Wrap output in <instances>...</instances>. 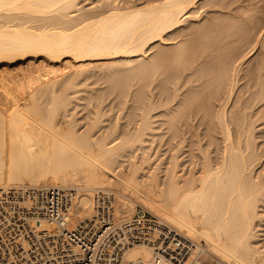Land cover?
Returning <instances> with one entry per match:
<instances>
[{
	"label": "bare ground",
	"instance_id": "1",
	"mask_svg": "<svg viewBox=\"0 0 264 264\" xmlns=\"http://www.w3.org/2000/svg\"><path fill=\"white\" fill-rule=\"evenodd\" d=\"M147 2L142 6H114L97 15L88 12L75 15V11H79V0H0V188H72L75 202L71 227L91 226L93 231L98 230L103 222L95 211L100 201L104 202L101 205L109 208L108 219L116 223L129 219L134 212V203H139L157 215L161 225L192 242V254L208 252L224 264H264V245H259L260 235L256 232V221L260 219L258 207L264 196V179L254 175L252 127H249L251 130L248 128L251 125L248 119L246 125L247 116H244L248 114L244 112L253 107L252 102H256L259 90L258 95L251 93L248 100L239 101L237 108L229 110L238 83V65L243 61L239 59L243 54L241 48H236V52L234 47L241 45L247 48L251 43L243 42L256 28L248 17L247 21L242 18L248 29H241L242 32L240 28V32L237 31L230 20L224 23L219 20L221 25H218V18V22L215 18L211 25L204 22L205 28L204 23L200 24L203 27L194 25L192 30L188 28L183 47L175 45L165 53L156 52V55H151L156 57L149 56L152 61L145 63L149 46L166 42L165 35L177 31L185 20L182 18L188 16L200 0ZM194 9L190 11L193 18L184 17L186 20L196 18L198 10L195 12ZM195 26L199 29H194ZM181 32H178L180 37L185 31ZM166 53L173 61H169L172 58H167ZM177 56H181V62L186 58L184 61L188 62L187 70L190 72L186 78L194 77L192 80L195 81L186 89L185 99L181 96V100H177L179 96L174 94L175 91L171 96L175 107L170 109L171 122L168 121L172 130L171 141L178 139L183 132L178 133L179 126L176 127L180 119L184 118L181 127L185 125L186 129L182 130L187 134L195 126L192 124L189 128V118L194 120L199 115L196 127L204 126L207 146L216 150L215 158L207 156L199 169L188 170V174L179 170L182 165L175 154L179 146L172 149L177 151L170 159L164 178L157 174L161 164L154 170L151 167L146 169L151 156L142 153L145 143L142 137L150 122L145 124L144 119L140 127L137 125L136 134L111 141L108 135L95 138L89 129L81 132V128L72 125L71 119L66 123L59 122L58 110L68 104L65 98L62 100L56 95L59 90L73 86L72 82L67 88L64 83H61L63 88L58 85L64 80L59 81L67 70L71 80L77 81L95 62L110 61L114 64L115 59L136 58L144 64L139 69L135 65L132 70L135 68L147 77L150 73L146 72L153 74L156 64L161 67V61L169 59V62L177 64ZM237 59L240 60L238 65L234 64ZM129 60L127 64L137 61ZM196 60H199L198 65ZM195 63L198 69L194 68ZM91 64L93 66L90 67ZM255 69L246 72L252 73L253 79L257 74ZM247 74L241 78L245 79ZM142 79L140 81H144V77ZM254 83L257 82L252 83L256 86ZM57 88L61 89L57 92ZM38 94L49 95L47 97H51L54 107H42ZM160 100L161 104L164 99ZM167 101L165 105L170 103ZM214 120L217 121L215 124ZM213 132L220 138L211 137ZM181 139L184 140L183 136L178 140ZM134 147L133 158L137 150H141L145 157L142 156L141 162L131 161L128 167H124L125 162L119 161L122 157L120 152ZM43 225L49 227L45 223ZM152 257V249L147 245L131 247L125 253L126 261L140 259L148 262ZM162 264L172 263L163 260Z\"/></svg>",
	"mask_w": 264,
	"mask_h": 264
},
{
	"label": "rangeland",
	"instance_id": "2",
	"mask_svg": "<svg viewBox=\"0 0 264 264\" xmlns=\"http://www.w3.org/2000/svg\"><path fill=\"white\" fill-rule=\"evenodd\" d=\"M147 1L148 0H79V3L77 4L78 6L77 11L79 10L80 12L75 11V13L74 12L73 13L77 15L78 13H81V12L82 13L85 12L86 14L88 12L90 15L92 14L97 15V13L98 14L102 13V11L104 13L105 11L108 12V9L111 10V8L114 6H117V7H126V6H131V5L132 6H142V5L147 4L148 3ZM209 1L211 0H200V2H198V5L196 4L197 7L195 5V9L192 8L190 10L192 11L194 9V11L196 12V9L198 10L200 6L204 5L203 8H200L201 10L199 9L200 11L198 10L199 14L197 13L198 11L195 13V15L197 14L198 17L196 16L195 18L194 16V19H191L193 17L190 16L191 12L189 11L188 13L190 14L188 15L187 13V15L191 17L190 20L189 19L186 20V18H184V17H188L186 15L182 18V20L185 19L186 22L184 20L183 23L180 24L179 29L175 31L177 34V38H176V34H174L175 32L173 34L171 33L166 34L164 37V41L166 42H161V43L157 42L155 45L149 46L150 48L147 52L148 57H146L148 58V60L145 58V61H146L145 63L151 62L152 60L149 59V56L150 58H153L157 54L156 52L165 53L167 52L168 49L171 48V46L174 47L175 45L176 46L181 45V47H183V44L185 43V40L187 39L185 37L186 31L188 30V28L189 30H192L194 25H197V27L198 25L202 26L200 24H203L204 22L207 23L208 25L211 22H215L213 20L216 18L215 19L216 22H218L219 20L220 21L222 20L221 22L223 21L225 22V20H230L231 21L230 23L235 24L236 26L235 29L238 28L237 31H239V28H240V31H241V29L248 30L246 24L244 23L245 21L243 19L245 18L247 21V17L248 19L251 18L250 19L251 21L250 20L249 21L253 22L252 26L253 27L255 26L254 29L255 28L256 29L254 30V32L252 29L251 33L253 34H251L250 36H247L246 38L247 40L246 41L244 40L243 42L244 44L251 43L248 46L249 48L244 47L245 48L244 49L243 47H240L241 45L234 47L235 50L236 48L238 49V47L239 49L241 48L240 51L243 54L242 56H240L242 59L241 58L239 59L243 61H240L239 59H237L236 62H234V64L237 63L236 65H238V62L240 61V66L238 65V72H237L238 83L234 88L233 95L231 97V102L229 103L230 104L229 110L230 109L232 110L234 107L237 108V104H239V101L248 100L251 96V93L253 94V92H255L258 95V90H259V95H260L261 94L260 92H262L263 95L261 94V96L259 95L256 96L255 94H253L256 96V102L255 103L252 102L251 106L253 107L251 109H248V111H245L244 113L245 114L248 113V114L244 116H247L245 119V123L247 122L246 120L248 119V123L251 125V126H248V128L252 127V132H250V134L252 133L251 141L252 143L253 142L254 143L253 145L251 141L250 143L252 145L251 148L253 149L251 151H253L252 153L253 163L252 164L254 167L253 169L254 175L258 178L260 177L264 179V0H218V1L212 0L211 2ZM208 2L212 4H208ZM75 15L73 17H75ZM191 15L193 16V14ZM234 17H236L237 19L239 18L241 19H239L240 21L238 20L236 21L235 20L236 18ZM217 18H218V21H217ZM234 20L236 22H234ZM220 21L218 25H221ZM205 23L203 25L204 27L202 26L203 28H205ZM230 23H225V24L229 25ZM190 24L191 25L193 24V26L191 27ZM235 26H233V28ZM197 27L195 26L194 29H196ZM220 28L222 29V27ZM235 29H233V31H235ZM182 30H184L185 32H183L184 35L181 34L183 36L180 37L179 36L180 33L178 34V32H181ZM168 38H171V39L168 40ZM174 38L176 39L174 40ZM180 40H183V41H180ZM175 49H177V47ZM171 50H170V55L173 56V54H171ZM242 50H245V51L242 52ZM236 52H238V50H236ZM246 53H248L247 56H246ZM153 54L155 55L151 57V55ZM167 55L168 53H166V56ZM170 55H168L167 58H169ZM131 59L137 60L136 58L135 59L131 58ZM161 59L162 60L164 59V54ZM169 59L165 61H161L162 63V64L160 63L161 67L159 66V64H158L159 67H157V64H156L155 69L157 70L155 71V69H153L152 70L153 74H151V71L146 72V73H150L148 74L147 77L145 75L143 76L144 73L135 71V68H134V71L132 70L135 65H138L136 66V68L139 69V67H141L142 64H144L143 62L141 63V60H139L140 62L137 60L140 63L138 64L137 61L131 62L129 59L127 60L125 59L127 62L128 60L130 61L129 62L130 64L129 63L127 64L124 58H119L120 61L118 59H115V61L116 60L119 61L118 63L117 61L116 62L114 61L116 63L115 66H114L115 63L113 64V62H110V61H108L109 63H107V61L95 62L93 63L95 67L93 66V64H91L90 67L91 66L93 67L89 68L88 71L86 70V73L83 74L84 76H79L81 78L77 79V81L76 79L71 80V74L69 73L70 71L67 70L66 74L63 75L59 79V81H61V79L62 80L64 79V80L59 82L58 85L62 86L61 88H63V85L61 83H64V87L67 88V85H69V83L72 82L73 86L68 87L67 88L68 91L64 88L62 91V89L59 88L61 89L60 91L57 88V92L59 90L60 93H57L56 96L60 99L65 98L68 104L66 105L65 108L59 109L58 110L59 112L56 111L58 112L57 114H59V117H58L59 122L66 123V121H69L71 119L72 125H74L75 128L77 129L81 128V132L87 131L89 129V131H91V133L94 134L95 138H100L104 135L105 136L108 135L109 141H111L115 138H118V140H122V138H125L127 135L131 136V135L136 134L135 129L141 124L140 122L142 121L144 122V120H146V122L144 123L146 124L150 122V125L148 129L145 128L146 132L144 133L145 135H143L142 137L145 142L143 143L144 148H143L142 153L144 152L146 156L148 155L149 157L151 156V162H149L150 163L149 166L148 165L145 166L146 169L148 167L149 168L151 167L152 170H154V167H157L159 166V164H161V166H159L161 168L160 170H158L160 173L157 172V174L160 175L161 178H164L165 173L167 172L166 169L168 170L169 168L168 166L170 162L172 161V160L170 161V159L172 158L173 154L177 150L178 151L180 150L179 153H177L178 152L177 151L175 154L178 155V162L180 163V166L182 165L181 168L179 167L180 168L179 170H181L182 173H184V171H186L185 173H187L188 170L190 171L194 169L195 170L199 169L202 162L205 160V158H208L207 156L210 157L209 159H211V157L212 159L213 157L215 158L216 150L214 149L213 146H207V143H206L207 137L204 135V131H203L204 126H200L198 129L196 127V125L198 124V123L196 124V122H198L197 118L199 117V115L194 120L192 118L190 120L189 118L188 123L189 125L191 124L189 128L192 127V124L193 126L194 125L195 126L193 127V129L191 128L192 130H190L189 133L185 134V131L182 130V129H186L185 125L182 126L183 128L181 127L182 121H184V118H182V115L179 114L183 120L180 119V116L178 115L180 121L181 120L182 121L177 122V120H179L177 119L176 122L179 123V125L177 123L175 124H177L176 127L179 126V128H177L178 133L183 131L182 134L184 133L185 135L184 136L180 133L179 134L180 136H178L179 137L178 139H180V137L183 136L184 140L176 139L174 141L173 140L171 141L172 130H171V125L169 127V124L171 122L169 117L171 113L170 109L175 108L174 106H172L174 105V103L171 101L173 98V97L171 98V96H173V92L175 91L174 94L176 93L178 94L177 97L179 96L177 100L179 99L181 100V96L187 94L185 93L186 89H188V87L191 85L193 81H195V79L192 80L194 77L193 78L190 77V79L186 78V76H189L190 72L187 70L189 64L188 62L187 63L185 62L186 61L185 57H184L185 61L182 58V62H181V56L178 57L177 58L178 60L176 61L177 64L176 63L173 64L169 62L171 60L173 61V58L170 60ZM198 62L199 60L197 61V65L199 64ZM106 63L107 65L112 63L111 65H113V67H111V65L110 67H108ZM158 63H159V60H158ZM234 64H233V67L236 66ZM197 65L195 63L194 68L195 66L197 68ZM252 68L253 69L256 68L255 70H257L256 73L258 74V75L256 74V76L254 75V79H253L252 73H250V75L247 74L251 72L250 69ZM71 72H74V71L71 70ZM246 74L247 76H245V79L244 78L242 79L241 77ZM73 76H75V74ZM143 77H144V81H140V78L142 79ZM249 78H250V81H249ZM252 79L254 82H257V83H254V85L256 84V86H253ZM256 79H259V80L257 81ZM258 82H260V84ZM175 89L176 90L179 89L178 93L176 92ZM64 91H67V92H64ZM37 96H38L37 97L38 99L41 98L40 103L43 102V104L42 103L41 104H42V107H44L45 109H50L54 107L52 106L51 97H47L49 95L41 96L40 94H38ZM183 97H182L183 99L186 98V96H183ZM159 98L160 99L162 98V100L164 99L163 102ZM166 98L168 100L171 98L169 100L170 103L172 102L171 106H170V103H168L169 101L166 100ZM159 100L163 104L162 103L160 104ZM177 100H175L174 102L176 103ZM165 101H167L168 103V105L166 104L167 106L165 105ZM213 115H217V114H213ZM143 116H145V118L148 116V119L147 118L145 119ZM216 122L217 121L214 120L213 124H215ZM248 123H246V125H248ZM249 129L251 130V128ZM193 132H194V135H193ZM213 133H211L212 134L211 137L213 136L214 138L216 137L220 138L218 133H217L218 135L214 133V135L216 134L215 136L213 135ZM195 134H198V135L195 136ZM182 141H185V142H182ZM177 147H178L177 150L176 149L172 150ZM134 149L135 147L133 149L125 148L120 152L122 157L119 158V161L125 162L123 164L124 167L125 166L128 167L131 161L141 162V160H143L142 156L143 158L145 157V155L141 153V150L140 151L137 150V152L135 151L136 152L135 158H133L131 155ZM116 165H119V163L116 162ZM23 184L28 185V183H23ZM66 190L73 191L72 188L66 189ZM98 194L101 195L102 192H98ZM263 195H264V192H263ZM261 200L262 201L258 207V215L260 219L259 220L257 219L256 221V232L260 235L259 245H264L263 243L264 242V196L261 198ZM101 203H104V202L103 201L99 202V205H97V208L95 209L96 214H97L98 209L101 207L100 206ZM133 207H134L133 208L134 212L132 216L136 212L142 210L147 215L156 217L160 220V218L157 215L150 212L149 210L141 206L139 203H134ZM201 260L205 263H212L215 261H219L216 257H214L208 252L202 253Z\"/></svg>",
	"mask_w": 264,
	"mask_h": 264
},
{
	"label": "built area",
	"instance_id": "3",
	"mask_svg": "<svg viewBox=\"0 0 264 264\" xmlns=\"http://www.w3.org/2000/svg\"><path fill=\"white\" fill-rule=\"evenodd\" d=\"M74 202V192L60 187L0 188V264H224L203 262L192 242L142 210L116 223L102 204L98 230L73 228ZM139 245L151 247V260L126 261V251Z\"/></svg>",
	"mask_w": 264,
	"mask_h": 264
}]
</instances>
